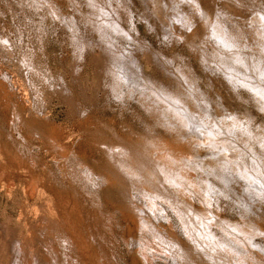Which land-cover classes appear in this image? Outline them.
<instances>
[{"label": "clouds", "instance_id": "1", "mask_svg": "<svg viewBox=\"0 0 264 264\" xmlns=\"http://www.w3.org/2000/svg\"><path fill=\"white\" fill-rule=\"evenodd\" d=\"M91 60L95 158L61 163L136 219L125 237L108 213L107 264H264V0H0V64L30 89L72 95Z\"/></svg>", "mask_w": 264, "mask_h": 264}, {"label": "rangeland", "instance_id": "2", "mask_svg": "<svg viewBox=\"0 0 264 264\" xmlns=\"http://www.w3.org/2000/svg\"><path fill=\"white\" fill-rule=\"evenodd\" d=\"M139 28L145 35L143 25ZM57 50L53 46L49 51ZM95 64L91 60L85 69L89 83L75 86L69 81L72 95L30 89L24 72L0 64V73L7 72L11 78L10 83L0 80V264H12L16 241L23 252L22 264L26 258L27 264H32V258L39 264H65V259L67 264H107V257L118 249L101 237L115 239L105 229L111 227L109 219H116L108 213L116 209H120L122 226L116 235L136 233V219L122 205L105 194L101 208L85 195L78 180H70L61 163L68 156L95 158L92 137L86 130L99 114L85 121L77 115L80 101L94 102L90 82L96 76ZM53 68L64 71L55 63ZM145 70L151 71V65L146 63ZM90 236L96 237L95 245ZM119 255L121 264H141L135 253Z\"/></svg>", "mask_w": 264, "mask_h": 264}]
</instances>
